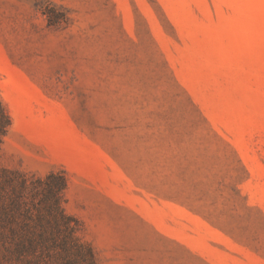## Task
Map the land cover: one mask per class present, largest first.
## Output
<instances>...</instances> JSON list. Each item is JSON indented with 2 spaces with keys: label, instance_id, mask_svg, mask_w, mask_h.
Here are the masks:
<instances>
[{
  "label": "rangeland",
  "instance_id": "1",
  "mask_svg": "<svg viewBox=\"0 0 264 264\" xmlns=\"http://www.w3.org/2000/svg\"><path fill=\"white\" fill-rule=\"evenodd\" d=\"M0 105V264H264V0H0Z\"/></svg>",
  "mask_w": 264,
  "mask_h": 264
},
{
  "label": "trees",
  "instance_id": "2",
  "mask_svg": "<svg viewBox=\"0 0 264 264\" xmlns=\"http://www.w3.org/2000/svg\"><path fill=\"white\" fill-rule=\"evenodd\" d=\"M56 16L48 15V21L50 24L55 23ZM9 117L4 110V108L0 105V135L3 134L6 130V126L8 125Z\"/></svg>",
  "mask_w": 264,
  "mask_h": 264
}]
</instances>
